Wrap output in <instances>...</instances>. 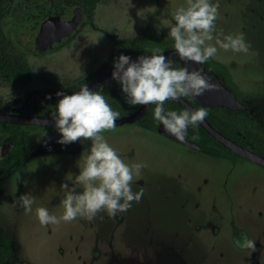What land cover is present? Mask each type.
Segmentation results:
<instances>
[{
  "label": "rangeland",
  "instance_id": "1",
  "mask_svg": "<svg viewBox=\"0 0 264 264\" xmlns=\"http://www.w3.org/2000/svg\"><path fill=\"white\" fill-rule=\"evenodd\" d=\"M213 2L219 5L214 35L243 33L250 43L246 53L217 46L213 59L231 67L245 93L258 94L264 90V73L254 72L253 66L264 68V0ZM62 6L84 8L80 0H17L3 20L6 36L27 55L32 68L30 79L13 83L18 85L11 95H57L108 64L110 54L121 51L115 43L138 41L147 28L167 37L170 26L164 24L174 22L171 13L186 6V0H101L93 22L85 19L78 35L62 36L54 50H38L39 26L48 12ZM111 77L102 74L94 91L111 94L112 89L123 96ZM5 83L0 80V85ZM255 113L264 126V109ZM42 133L37 132L34 145L36 174L21 187L12 184L13 193L7 194L0 211V242L7 237L12 252L0 264H264L263 169L250 164L231 168L227 162L177 150L142 128L117 126L102 134L126 163L145 165L132 181L133 191L143 189L140 201L112 217L100 212L91 219L41 225L38 207L46 206L59 217L66 192L82 191L69 177L84 166L91 144L78 139L62 145L57 142L60 133ZM25 193L35 197L31 211L19 203ZM241 233L255 240L254 251L234 244Z\"/></svg>",
  "mask_w": 264,
  "mask_h": 264
},
{
  "label": "clouds",
  "instance_id": "2",
  "mask_svg": "<svg viewBox=\"0 0 264 264\" xmlns=\"http://www.w3.org/2000/svg\"><path fill=\"white\" fill-rule=\"evenodd\" d=\"M218 2L213 0H186V6H180L171 13L174 22L168 36L172 38L174 55L182 61L203 65L216 56L219 49L234 53L248 52L250 43L243 33L224 34L216 32ZM223 37V38H221ZM215 40V43H209ZM172 55H165L160 48H153L151 55H140L132 59L121 53L114 58L112 79L119 86L124 101L132 107L155 105L153 118L163 126L164 131L184 141L189 126L203 123L208 111L205 107L185 109L181 112L166 109L165 101L179 100L185 96H200L206 90L215 88L201 69L178 67ZM61 97L52 112L54 126L60 136L58 143L66 145L80 140L81 144L90 140L84 166L75 177H69L72 183L82 185V191L69 189L62 199L63 214L57 217L50 214L46 206L36 209L41 225L70 222L77 217L91 219L100 212L109 217L126 212L132 202H139L143 189L133 191L134 176H139L145 165L143 162L126 163L102 134L114 129L120 117V111L106 100L102 91H93L86 84L72 94L57 92ZM41 135H47L46 132ZM46 143V141H45ZM65 188L68 184L63 185ZM35 197L21 194L19 203L26 211H31ZM234 244L240 249L256 248L255 240L241 233Z\"/></svg>",
  "mask_w": 264,
  "mask_h": 264
},
{
  "label": "flooded vegetation",
  "instance_id": "3",
  "mask_svg": "<svg viewBox=\"0 0 264 264\" xmlns=\"http://www.w3.org/2000/svg\"><path fill=\"white\" fill-rule=\"evenodd\" d=\"M83 9L85 11V8ZM85 16H86V20H89L86 11H85ZM83 26L80 28L79 32L81 31ZM157 38L172 40V38L166 36H157ZM142 39L143 36H141L138 41L135 42L128 41L129 44L127 45L123 44L124 41H122L120 44L115 43L116 46H118L121 49V51L112 52L109 56L110 59L109 63L103 65L99 72L90 73L89 76H85V78L79 81L75 86L71 85L61 89L66 94H72L75 91H79V88L84 84H86L88 87L90 86L94 87L95 83L99 79H101L102 74L112 73L114 58L118 57L121 53L130 55L132 59H136L140 55H151V52L148 51L144 52L141 50ZM57 46L58 44L56 45V47ZM36 48L38 50L41 49L38 47ZM54 49H50V50H54ZM162 51L165 52V55L173 54L172 58L177 62L178 67L186 66L190 71L193 68H199L205 74H207V76L215 77V79L219 82L222 88H224V90L227 91L228 94L227 95L228 99L225 98L223 104L212 105V101H208L204 93L200 96H195V97L185 96L184 98L187 99L195 109L200 107H205L207 109L208 116L205 117V120L216 131H218L227 139L234 142L236 145L264 158L263 120L260 119V117H258L255 113L257 110H261L262 108L264 109V90H261L258 94L255 95L245 93L240 88L239 84L236 83V81L233 79L231 67L227 65L225 62L219 61L218 59L211 58L215 62L220 63L226 69L228 73V79L230 80L229 83L226 82L224 78H220L219 76H217L209 68L207 63H204L203 65H199L198 63L191 61L181 62L179 60V57L174 55L173 53L175 51L174 49L168 48ZM244 67H246L245 63H244ZM253 67L256 69L254 72L257 71L259 73H264V68L260 69L259 67H255V66ZM248 71H252V70L249 68ZM112 84H118V83L115 80H113ZM14 85H18V84H13L12 82H8V84L5 83L0 85V114L10 115V116L38 117V118L52 119V117L38 116L35 115L34 113L38 108L40 109L45 108L46 106L44 105L47 104H42L45 102H52L56 106L58 100L61 97L54 95L53 93H46V91L44 92L36 91L33 92V96L31 97L39 96L37 99L31 100L30 99L31 97L22 99L19 94L18 96L10 94L9 92L10 90H15ZM117 93L118 92L114 93L111 89V94H107V93H102V94L105 95V98H109L116 102L119 103L125 102L124 97L120 96ZM174 102L183 108V106L179 102L177 101ZM141 106L142 105L137 106L132 113L122 115L119 118L132 115ZM150 107L148 108V110L150 109ZM176 109H178V106L174 108V110ZM148 110L146 111V113L148 112ZM144 115L133 123L116 125L115 127L124 126V125L139 127L145 130V132L147 131L149 133H152L155 136H158L159 138L165 139L168 142L176 145L177 150H181V151L184 150V152L187 154L200 155L203 156L204 158L212 159L214 161L227 162V164L231 168H235L239 164H250L259 168L260 170L263 169L264 171V166L262 164L250 161L247 158L228 149L219 141H217L211 134H209L208 131L200 124L198 126H200L208 136L213 138L215 141H217L226 149L222 151V155L220 157H214L210 155L218 148H212L206 146L203 147L199 143L194 142L193 140H191V138H189L188 135L190 130L193 128V126H190L189 130L187 131V135L185 139L197 147H191L189 145L181 143L177 140H174L171 137H168L160 133L159 123L156 130L149 129L142 122V118L144 117ZM37 132H57V130L55 129V126H37V125L13 123L8 121H0V211L2 210L3 205L6 202L7 194L12 192V184H18L21 187L23 184L26 183L25 181H27V177L30 176L33 177L34 174H36L37 172L35 170V166L37 164V159L35 156L36 147L34 146L36 142ZM207 140L208 139H205L202 142L206 144ZM88 142L91 143L90 140H88ZM209 143L212 144L210 140ZM5 245H8V247L10 248V243L7 237H3L2 241L0 242V247Z\"/></svg>",
  "mask_w": 264,
  "mask_h": 264
},
{
  "label": "trees",
  "instance_id": "4",
  "mask_svg": "<svg viewBox=\"0 0 264 264\" xmlns=\"http://www.w3.org/2000/svg\"><path fill=\"white\" fill-rule=\"evenodd\" d=\"M17 0H0V80L6 81V82H12L17 83L24 81L28 79L31 76L32 68L28 62L27 55L19 51L14 43L6 36L4 30H3V20L5 17L10 14L13 5L16 3ZM81 4L84 6L86 13L88 14V18L90 21L94 20V15L96 12V9L101 2V0H80ZM67 10L66 7H60L55 10H52L47 13V17L51 15H57L61 14ZM143 39L141 43V50L146 52H151L153 48H160L161 50H165L168 48H172L173 40H166V39H159L157 38V34L150 28H147L143 34ZM123 44L127 45L129 44L128 41H124ZM208 64L209 68L220 78H224L226 82H230L228 79V73L226 69L218 62H215L211 58L205 62ZM106 100L113 106L114 109L120 111L121 115L130 114L132 113L137 106L132 107L129 106L126 102H116L114 100H111L109 98H106ZM42 104L46 106L45 108H38L35 111V115L38 116H47L52 117V112L55 110L54 104L52 102H45ZM178 106V109H176L177 112H181L184 109L176 104L172 100L165 101V108L166 109H172L174 110L175 107ZM155 105H152L148 112L144 115L142 118L143 124L148 127L151 130H156L158 123L153 118V112H154ZM189 138L193 140L194 142L199 143L203 147H212V148H218L214 152H212L210 155L214 157H220L222 155V151L226 150L221 144H219L217 141H215L213 138L208 136L206 132L200 127L195 126L193 127L189 132ZM208 139L206 141V144H204L202 141ZM209 140L212 144L209 143ZM11 249L8 247V245L1 246L0 247V260L4 257L11 255Z\"/></svg>",
  "mask_w": 264,
  "mask_h": 264
},
{
  "label": "water",
  "instance_id": "5",
  "mask_svg": "<svg viewBox=\"0 0 264 264\" xmlns=\"http://www.w3.org/2000/svg\"><path fill=\"white\" fill-rule=\"evenodd\" d=\"M85 19H86L85 11L83 7L80 6L72 9H67L61 14L48 16L46 19H44V21L40 25L39 32L35 38L36 47L54 49L56 45L59 43L60 38L64 36L63 34L67 33L66 35H68V37L76 36L79 33L80 28L83 26ZM210 78H211V82L215 84L216 87L210 90H206L204 94L206 95L208 101H212V105L223 104L225 98L228 99L227 91L224 90V88H222V86L219 84V82L215 79L214 76H210ZM96 85H94V87L90 86L89 88L91 90H95L97 87ZM174 101L179 102L184 109H195L191 105V103L184 97H181L179 100H174ZM148 108H149L148 105H142L132 115L119 118L116 121V125H123L126 123H133L137 121L141 116H143L146 113ZM0 121H8L13 123L29 124V125H37V126H54L53 119L38 118V117L10 116V115L0 114ZM200 125L203 126L208 131L209 134H211L217 141H219L228 149L247 158L250 161L262 164L264 166L263 157L236 145L234 142L227 139L218 131H216L206 120H204V122L201 123ZM159 131L160 133L168 137H171L174 140H177L171 135L167 134L164 131L162 125H160ZM179 142L189 145L191 147H197L186 139L184 141H179Z\"/></svg>",
  "mask_w": 264,
  "mask_h": 264
}]
</instances>
